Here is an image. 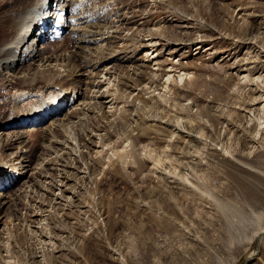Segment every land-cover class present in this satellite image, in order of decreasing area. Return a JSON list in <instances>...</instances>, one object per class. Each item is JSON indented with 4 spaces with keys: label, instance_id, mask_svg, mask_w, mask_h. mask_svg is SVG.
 <instances>
[{
    "label": "rangeland",
    "instance_id": "obj_1",
    "mask_svg": "<svg viewBox=\"0 0 264 264\" xmlns=\"http://www.w3.org/2000/svg\"><path fill=\"white\" fill-rule=\"evenodd\" d=\"M69 3L101 33L42 50L82 69L63 111L19 135L59 89L0 81V264H264V0Z\"/></svg>",
    "mask_w": 264,
    "mask_h": 264
},
{
    "label": "bare ground",
    "instance_id": "obj_2",
    "mask_svg": "<svg viewBox=\"0 0 264 264\" xmlns=\"http://www.w3.org/2000/svg\"><path fill=\"white\" fill-rule=\"evenodd\" d=\"M56 1L55 0H27V2L25 4H23V2H21L13 8V10L9 13L8 17H6L5 19L3 17V20H1L0 31L2 32L1 36L3 35V40H2V42H0V81L1 80L3 82L5 81L6 82L5 86L10 87L11 83L14 81V79H18V80L20 79L21 85L17 86V88L20 90H23V88H24L23 84L26 82H28V83H26V85H24L26 87H28V86L30 87V85L34 87L37 84H39V85L42 84V86H45L47 89L52 90V91L56 90V88L59 89V90L54 92V93H57V97H58V102L56 105H54V106L50 105L49 106L43 100L38 99L39 109H41L43 112L37 114V113H35V111L31 112L32 110L29 112L27 111V113L25 112L23 119H21L19 117L17 120H15V118H13V117H10V116L8 117V119L5 121V123L10 122L9 123L10 125L7 124L6 126L7 127L15 126L14 128H16L18 130L17 132L19 133V135L23 134L24 130H22L21 127H23L25 124H30V126H40L41 124H43L41 119H43V117L45 115L47 117H49L58 108H60V110L62 109V111H63L64 108L61 107V105H63V103H64L63 101L65 100L66 95L70 93L69 90L71 91L73 88L74 89L78 88L77 86H79V84L85 83L81 79H78L81 76V75L79 76L78 73H80L82 71V69H79V67L75 66V62L73 64L72 60H70V57L68 59L65 57V55H59V56H57L58 58H51V57L46 58L48 56L45 57L43 55L44 53H42V50L44 51L46 48L45 45H43V47H41L40 49L38 48L39 43L42 42V40L44 38L42 35L44 33L46 23H47V25L51 24V26L49 27L50 29H53L52 24H54L57 20H60V23L63 24L64 26H66L65 21H67L69 23V19L67 17H65V14H63V12L67 13V11H68V14H70V13L74 12L73 7H74V10L78 7L77 6L78 4L75 5V4L69 3L68 0H65V2H61L62 0H56ZM55 2L57 5H56V8L52 12V8L54 7L53 3H55ZM79 5H82L81 2ZM79 7H81V6H79ZM70 10H71V12H70ZM86 14H88V16H86V18H84V20L86 19V21H84V22H85V24H87V27L91 28L92 30H88L85 33V36L79 34L80 32H82V30L80 28H78V25L81 24V20L83 18L81 20H79V22L77 24V28L75 26H73L75 28L71 30L75 33V35H73L74 39L72 42L75 43L77 49L83 50V52H84V50H87V48L84 46V44L95 43L97 40H99L97 36L100 35V33H101V29L99 31L98 30L94 31V30L98 29V28H94L95 24H93L97 15L94 14V12H87ZM71 18H74V17L72 16ZM76 18H77V16H76ZM88 32H90L91 34H89ZM86 36L88 37V39H86ZM45 38L47 40V37H45ZM181 42L189 43L191 41L188 40V41H181ZM114 52L115 51H113L111 53V55H113ZM107 55L109 56L110 54L108 53ZM116 57H117V55H116ZM114 58H115V56H114ZM52 62H55V64L58 63V66L61 68L64 67L66 69L65 72H60V71L55 72L54 68L57 67V65H55V67H54L52 65ZM69 66H71L70 67L71 70L68 69ZM33 67H35L37 70V71L35 70L34 76L36 73L41 74V76H42L41 82L35 81V80H33V81L29 80L30 78L28 76V73H29V71L32 70L31 68H33ZM37 68H39V69H37ZM31 73L32 72H30V74ZM69 76L71 77L70 78L71 80L73 78L72 82L67 80L69 78ZM38 78H40V76ZM61 78H63V79L61 80ZM43 83L45 85H43ZM76 90H74V92H76ZM102 99H103V97H102ZM99 104L102 105L103 102L99 103ZM144 104L148 105L149 103L144 102ZM13 106H14V104L12 102V107ZM75 109L73 110V112L74 111L76 112ZM40 114H42V115H40ZM72 116H74V115H72ZM32 122H35V124H33ZM168 123H170V122H168ZM64 125L65 124H63V123L59 124V126H58L59 129H60V127H63ZM4 128H5V126H4ZM1 129H2V127H1ZM17 132L15 131V134ZM3 134H6V133H2L1 135H3ZM6 136H7V134H6ZM18 139H20V138H18ZM2 142H3V140H2V137L0 136V144H2ZM21 159H22V157H21ZM27 163H29V162H27ZM20 164H21V162H20ZM29 167H30L29 165L28 166H27V164L25 165V168H29ZM9 170H10V168H7L5 166L1 167V165H0V172H2V173L8 172ZM11 170L15 171V172H13V174H14L20 170L22 171L23 168H22V166H20L19 168L14 167V168H11ZM28 170L29 169H27L26 171H28ZM0 175H1L0 183L2 181H4V183L2 182L0 184V210H1V208L6 205V202L4 200L6 199L7 195L13 192L11 190L10 193L7 194V192L10 189V186L11 187L15 186L16 183L14 184L12 179L5 181V174L3 175L0 173ZM262 231H264V230L262 229L261 232Z\"/></svg>",
    "mask_w": 264,
    "mask_h": 264
}]
</instances>
